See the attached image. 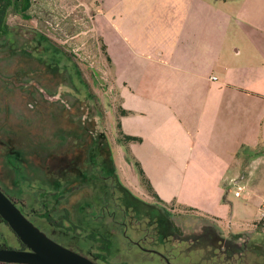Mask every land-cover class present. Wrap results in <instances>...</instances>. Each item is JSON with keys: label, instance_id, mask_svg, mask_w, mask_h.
<instances>
[{"label": "rangeland", "instance_id": "obj_1", "mask_svg": "<svg viewBox=\"0 0 264 264\" xmlns=\"http://www.w3.org/2000/svg\"><path fill=\"white\" fill-rule=\"evenodd\" d=\"M102 4L105 5L106 2L104 4L103 0H31V6L27 11L19 10L18 13L13 9L9 11L6 24L10 34L16 37L17 44H13V47H16L13 51L10 45L0 47V139L9 137L13 143H16L15 140L24 142L27 151L37 149L38 157L41 155L46 157L49 152L57 154L62 152L63 148L65 152L67 148L63 140L68 134L67 125L69 127L71 124L64 120L68 121L66 119L68 115L82 116L81 109L84 105L90 107V113L94 115L92 120L100 124L105 133L113 160L112 170L103 166L93 175L94 177H91V186H98L101 190L102 181L104 186L116 185L111 183L109 178L115 176L123 189L148 204L146 206L133 202V205H128L123 198L118 200V206H115L113 197L109 193L105 194L107 208L111 211L117 210L118 220L122 221V225H119L122 232L127 227L126 233L134 241L150 233V243H145L144 247L156 249L167 255L171 258L172 264H264V227L256 226L264 217L262 169L240 183L246 188L242 198L235 197L236 188H231L229 192L226 190L224 197L227 198L230 213L226 219L219 222L209 218L206 213L208 211L199 209L187 211L178 204L164 207L148 194L137 163L141 166V160H145L150 171V163L147 162L150 159V138H147V133L150 132L146 130L150 125V99L147 96L150 93V82L146 73L150 72V67L147 66L145 59L140 58L144 50H139L137 41L123 29L124 23L129 31L136 30L137 1L127 0L117 10L110 8L107 11H101ZM99 16L101 17L99 21H102L104 16L109 18L106 22L108 28H118L125 34L135 53L134 56L129 53L127 58L130 59L122 60H127V63L133 60V63L132 65L129 63L125 69L124 76L128 81H122L124 77H121L116 88L112 78V67L109 66L108 56L104 50L105 44L97 33ZM41 35L47 39L43 41L45 48L53 50L55 45L56 49L62 51L58 58L53 54L49 55L45 49L41 50L44 51L43 56H51L48 60L40 61L47 63L52 74L37 59L24 55V51H31L35 42L42 38ZM141 62H144L143 69L135 70V65ZM35 76L37 81H41L42 87L57 93V96H50L51 93L48 94L45 89L38 88L37 82L23 84L28 78L35 79ZM118 88L119 92H122L121 95H126L125 100L128 104L126 106L135 103L134 113H123L126 109L118 94ZM34 90H40L43 111L51 114L46 117L44 113L41 124L33 120L25 129H19L25 126L20 125L21 123L35 117L29 111L23 113L26 106L24 95ZM57 106H66L63 118L59 113L55 115ZM139 132L144 133L147 139L140 138V141L132 142L123 139V135L131 136ZM33 188L37 193H32L35 192ZM49 189L40 180L35 184L21 181L20 190L13 194L31 202V205H27L28 210L36 209L42 213L37 198L50 196L49 192H46ZM90 190L89 194L82 193L85 199L75 200L72 207L71 203L70 206L60 204V212L65 209L70 211L71 215L68 216L72 223L51 226V222L39 219L40 215L37 214L33 215L34 225L41 227L57 243L87 256L98 264H166L162 258L143 252L122 237V232L117 226L114 227L115 223L110 218L102 217L100 206L104 198L100 199L101 195L94 193L98 189ZM250 190H255L256 193L251 195L250 200H245L244 197L248 196ZM119 192L121 195L123 190ZM56 196L62 197L63 194H55L54 197ZM78 196L79 194H75L69 199L72 202ZM116 196L119 197L118 194ZM55 204L49 203L48 206L56 207ZM166 212L171 214L174 224L177 225L174 226L177 227V231L173 227L174 233H169L168 225L162 224L158 218V215L163 216ZM56 219L59 220L57 217ZM113 227L117 228V231ZM209 228L216 229L213 243L217 248L213 247L207 236L205 238L208 244H197L195 237L205 234V230ZM88 233L101 234L105 237L110 244L108 250L105 249L101 236L97 238L88 236L89 239H94L88 244L86 240ZM220 237L224 240L220 241ZM3 246L21 249L22 243L0 218V248Z\"/></svg>", "mask_w": 264, "mask_h": 264}, {"label": "crops", "instance_id": "obj_2", "mask_svg": "<svg viewBox=\"0 0 264 264\" xmlns=\"http://www.w3.org/2000/svg\"><path fill=\"white\" fill-rule=\"evenodd\" d=\"M125 1L103 0L100 9L117 10ZM136 1V30L123 29L150 67V171L145 160L141 166L164 203L208 211L219 222L230 213L226 190L240 186L245 193L243 180L261 169L264 175V0ZM103 18L97 33L116 88L121 77L128 81L130 62L122 60L135 53ZM120 93L124 112L134 113L135 103L126 106Z\"/></svg>", "mask_w": 264, "mask_h": 264}, {"label": "flooded vegetation", "instance_id": "obj_3", "mask_svg": "<svg viewBox=\"0 0 264 264\" xmlns=\"http://www.w3.org/2000/svg\"><path fill=\"white\" fill-rule=\"evenodd\" d=\"M35 77H36L35 81L34 79H30V81H28L29 80L28 78L26 80L28 81L27 83L29 84H31L32 82L36 83L37 76ZM26 81L23 84H25ZM36 86L41 89V85L39 83ZM49 91L50 90H48V94L51 92ZM51 93H52L51 96L54 97L57 96V93L53 91ZM24 96H25L24 101L26 103V106L23 113H27L29 111L31 112V114H34L35 117L32 120L29 119L26 120V122L21 123L20 125L25 124V126H21L19 129H25L27 124H31L33 120H37V122L41 124L42 119L45 116L44 113H46V117L49 114H51V112L47 113L43 111V106L41 103L43 99L40 94V90H34L32 92H29L28 95H24ZM90 109H91L90 107L84 105V107L81 109L82 116L79 115L75 116V114L68 115V117L66 118L68 121L64 120V122H68L71 124L69 127L67 125L68 134L64 136V140H63L64 146L66 145L67 148V151L65 152L63 148V150H61L62 152H58V153L56 152L57 154H55V152L54 153L49 152L50 154H47L46 157H44L43 155L38 157L37 149L36 150L33 149L32 151H27L24 142L21 141L17 142V140H15L16 143H13L12 139H10L9 137L6 139H0V189L6 196H8L10 200H12L17 205V207L31 222H33L34 219L33 215L39 214L40 215L39 219L51 222V226H53L54 224L58 225L60 223H63V225H66V223L68 222L72 223V219L69 217L71 215L70 211L68 209H65L63 212H60L59 211L60 204H64V205L69 204L70 206L71 203V207H72L75 200L77 201L78 199L81 198L85 199V196L81 194L82 193L89 194L91 191L90 188L98 189L94 193H99V195H101L100 199L104 198L103 201H101L102 205L100 206V208L102 209V217L105 219L110 218L111 221H113V223L116 224V225L114 224V227L117 226L120 232H122L121 231L122 228H120L119 225H122V221L118 220L117 210L113 209V211H111L110 208H107L108 202L106 201L105 194L109 193L110 196L113 197L114 202L116 204L115 206H118V200L120 201L123 198L127 201L128 205H133V202H137L138 204H144L148 206V204L140 200V198L135 197L130 191H124V189L118 183V181L115 179L114 176L109 178L111 179V183H116V185L104 186L105 184H103L102 181L100 188L101 190H99L98 186L97 187L91 186V177L96 172H99L103 166H105L106 153H107V147H106L107 140L105 133L102 127L100 126V124H97L94 121V119L92 120V118H94V115L93 116L91 115ZM56 110L57 112L55 115L59 113L60 117L63 118L64 113H66L64 112L66 110V106L65 107L57 106ZM7 134L10 133L7 132ZM15 146H19V147L16 148ZM71 173L72 175L73 174L76 175L75 176L76 182L73 181L74 176H72ZM37 180L42 181L43 184H45L50 188L49 191H46L49 192L48 194L50 196L41 197L42 199L37 198L38 202L41 204L43 211L42 213L37 212L36 209H29L32 211L29 212V210L27 209V205L28 204L31 205V202L25 200L24 198H19L13 194L20 190L21 181H23V183L28 181L31 184H35ZM59 182L62 183V186H59ZM69 183L71 185H73L74 183L75 186L68 188L67 184ZM120 190H123L121 195L119 192ZM33 191L35 192L32 193H37L34 188ZM59 193H65L67 196H65L64 198H60V196L54 197L55 194L59 195ZM75 194H79V196L78 198L74 199L71 202L69 197H72ZM116 194H118L119 197H117ZM54 202H56V204ZM49 203L51 205L55 204L56 207L52 206L49 208L48 206ZM66 214L67 216L65 217ZM124 216L126 215L124 214ZM158 216L161 217L162 221H164L163 224L165 225V221L167 218L166 215L163 216L158 215ZM56 217L59 218V220H57ZM92 228L94 229V227ZM39 229L42 232H44L48 237L53 239L44 230H42L41 227ZM114 230L117 231V228H114ZM126 231H127V227L126 230L122 232V237H124L127 241L133 243L135 247L141 249L143 252L154 254L162 258L164 262H166V264H172L170 261L171 258L168 257L167 255H164L163 253H161L156 249H150L144 247L145 243H150V233L144 235L138 241H134L129 235H127ZM76 234H78L79 236L81 235V233H76ZM204 235L208 237V240L211 241L212 244L214 238L216 237V232L214 229L209 228L207 230V233H205ZM86 236H87L86 240L88 241L89 244L94 239L92 238L89 239L88 236H96L97 238L100 237L101 234L92 235L88 233V235ZM199 237L200 236H198V239L196 237L197 242L200 241ZM102 238L103 239L101 241L103 242V244H105L104 245L105 249L108 250L110 244L107 243L108 240L105 237ZM95 240H99V239H95ZM212 245L213 247L214 245L216 246V244L214 243Z\"/></svg>", "mask_w": 264, "mask_h": 264}, {"label": "water", "instance_id": "obj_4", "mask_svg": "<svg viewBox=\"0 0 264 264\" xmlns=\"http://www.w3.org/2000/svg\"><path fill=\"white\" fill-rule=\"evenodd\" d=\"M0 218L25 247L24 249L0 248V264H97L48 237L1 189Z\"/></svg>", "mask_w": 264, "mask_h": 264}, {"label": "trees", "instance_id": "obj_5", "mask_svg": "<svg viewBox=\"0 0 264 264\" xmlns=\"http://www.w3.org/2000/svg\"><path fill=\"white\" fill-rule=\"evenodd\" d=\"M30 6H31V0H0V47H4L5 45H10L11 47V49H12V51L13 50H15L16 49V47L14 48L13 47V44L15 43V44H17V42H16V37L14 36V35H12V34H10L11 32L9 31V28H8V26H7V24H6V19H7V16H8V13H9V11L11 10V9H13V10H15V12H19V10H23V11H27L29 8H30ZM42 36V35H41ZM47 39H45V37H43L42 36V38H40L39 40H37L36 42H35V44H34V48L32 47L31 48V51H29V50H27V52H25L24 50V55L25 56H27V57H33V58H35V59H37L39 62H41L40 60H48V59H50L51 58V56L50 57H46V56H43V53H44V51L42 52L41 50H43V49H45V51L49 54V55H51V54H53L54 55V57L55 56H57L58 58H60L59 56H58V54L59 53H61L62 51H60L59 50V48H57L56 49V46L54 45V49L53 50H51L49 47L47 48H45V46H44V42L43 41H46ZM58 47V46H57ZM105 50V49H104ZM60 63H61V61H60ZM41 64L43 65V66H45L46 68H48V70H49V72L51 73V70L49 69V67H47V63H42L41 62ZM52 74V73H51ZM35 79H36V77H35ZM35 79H34V81H35ZM28 81H30V80H28ZM28 81H26V83L28 82ZM41 82V81H40ZM39 81H37V83H39L40 85H41V83H40ZM42 89H45L44 87H42L41 86V90ZM45 92L46 93H48V90H46L45 89ZM50 92V91H49ZM51 93V92H50ZM49 93V94H50ZM52 94V93H51ZM51 94H50V96H51ZM123 113H125V112H123ZM123 139L126 141V142H132V141H140V138H137V137H132V136H126V135H123ZM106 147H107V153H106V161H105V167L108 169V170H112V163H113V160H112V157H111V151H110V148H109V144L108 143H106ZM137 166H138V168H139V171H140V173L142 174V176H143V180H144V182H145V186H146V189H147V192H148V194L153 198V199H155V201L157 202V203H159V204H162L164 207L165 206H168V204H166V203H164L159 197H158V195L155 193V191H154V188L152 187V185H151V183H150V181H149V179L145 176V173H144V171H143V169H142V167L140 166V164L139 163H137ZM72 176H74V179H73V181L74 182H76L75 180V176L76 175H72ZM115 177V176H114ZM115 179L117 180V178L115 177ZM65 181H68V180H65ZM59 186H62V183L61 182H59ZM72 186H75L74 185V183H73V185H71L70 183L69 184H67V187L69 188H71ZM123 188V187H122ZM124 191H128V190H126L125 188H124ZM63 194V196L62 197H60V198H64L65 197V193H62ZM131 204V203H130ZM180 207H182L183 209H185V210H187V211H194V209L193 208H189V207H184V206H180ZM163 208V207H162ZM164 209V208H163ZM162 210V209H161ZM164 210H166V209H164ZM167 211V210H166ZM166 220L167 221H165V226L166 225H168V228H170L169 229V233L170 232H175L174 230L176 229V231H177V227H174V226H177V225H175L174 224V221H173V217L171 216V214L169 213V212H166ZM158 218L160 219V222L163 224L164 223V221H162V219H161V217H159L158 216ZM169 220V221H168ZM3 221V220H2ZM4 222V221H3ZM166 222H168V224L166 223ZM5 223V222H4ZM59 225V224H58ZM256 226H260V227H264V217L256 224ZM171 227H172V229H171ZM173 227H174V230H173ZM214 230H216L215 228H213ZM207 230L208 229H206L205 231H206V233H207ZM217 230H219L218 229V227H217ZM165 231H166V228H165ZM206 237V235H200V237H199V239H200V241L199 242H197V244H199V245H204V243L205 244H208V242L206 241V239L207 238H205ZM196 238V237H195ZM194 238V239H195ZM204 238V239H203ZM198 239V238H197ZM220 240L221 241H223L224 240V238L223 237H220ZM108 243V242H107ZM109 245V244H108ZM214 247H216L217 248V245L215 246L214 245ZM1 248H6L5 246H3V247H1ZM22 248L24 249L25 247L23 246V244H22Z\"/></svg>", "mask_w": 264, "mask_h": 264}, {"label": "built area", "instance_id": "obj_6", "mask_svg": "<svg viewBox=\"0 0 264 264\" xmlns=\"http://www.w3.org/2000/svg\"><path fill=\"white\" fill-rule=\"evenodd\" d=\"M243 192H244V189L242 187L238 186L237 191L235 192V196L241 197ZM263 216H264V213H263Z\"/></svg>", "mask_w": 264, "mask_h": 264}]
</instances>
